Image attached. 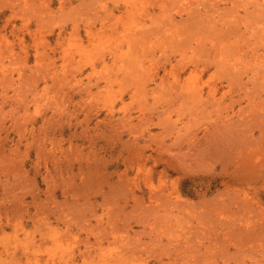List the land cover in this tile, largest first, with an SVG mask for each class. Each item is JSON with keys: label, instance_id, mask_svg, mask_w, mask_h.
Segmentation results:
<instances>
[{"label": "rangeland", "instance_id": "374dc122", "mask_svg": "<svg viewBox=\"0 0 264 264\" xmlns=\"http://www.w3.org/2000/svg\"><path fill=\"white\" fill-rule=\"evenodd\" d=\"M0 264H264V0H0Z\"/></svg>", "mask_w": 264, "mask_h": 264}]
</instances>
